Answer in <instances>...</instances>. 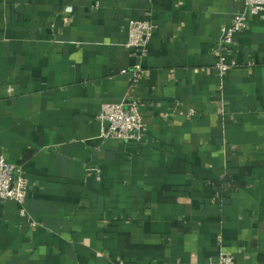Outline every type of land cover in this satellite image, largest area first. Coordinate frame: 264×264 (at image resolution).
I'll return each mask as SVG.
<instances>
[{
  "label": "crops",
  "instance_id": "crops-1",
  "mask_svg": "<svg viewBox=\"0 0 264 264\" xmlns=\"http://www.w3.org/2000/svg\"><path fill=\"white\" fill-rule=\"evenodd\" d=\"M246 11L0 0V156L29 181L24 205L0 198V264H264V11L216 67ZM137 20L154 28L145 52L126 45ZM123 101L142 142L101 134L102 105Z\"/></svg>",
  "mask_w": 264,
  "mask_h": 264
},
{
  "label": "built area",
  "instance_id": "built-area-1",
  "mask_svg": "<svg viewBox=\"0 0 264 264\" xmlns=\"http://www.w3.org/2000/svg\"><path fill=\"white\" fill-rule=\"evenodd\" d=\"M246 12L237 13L229 26L222 28L219 60L216 67L221 74L226 73L232 64L227 61L225 49L233 44L237 35L248 28V14H260L264 11V0H245ZM153 25L150 21L137 20L131 24L127 47H138L145 52V45L153 36ZM123 74L129 72L122 69ZM141 66L137 65L132 72L135 80L141 77ZM101 126V134L106 138H116L125 141L142 142L146 138V127L140 113V104L133 102H106L97 116ZM29 181L20 166L7 161L0 156V198L10 199L24 205L27 199ZM36 225V223L34 222ZM216 264H233L232 255L220 254Z\"/></svg>",
  "mask_w": 264,
  "mask_h": 264
}]
</instances>
